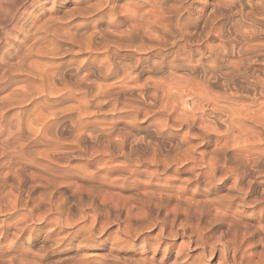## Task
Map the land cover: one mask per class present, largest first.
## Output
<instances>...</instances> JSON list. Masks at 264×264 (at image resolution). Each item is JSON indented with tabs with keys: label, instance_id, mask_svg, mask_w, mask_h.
Masks as SVG:
<instances>
[{
	"label": "clouds",
	"instance_id": "obj_1",
	"mask_svg": "<svg viewBox=\"0 0 264 264\" xmlns=\"http://www.w3.org/2000/svg\"><path fill=\"white\" fill-rule=\"evenodd\" d=\"M0 264H264V0H0Z\"/></svg>",
	"mask_w": 264,
	"mask_h": 264
}]
</instances>
